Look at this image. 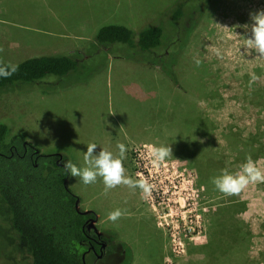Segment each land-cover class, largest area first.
I'll list each match as a JSON object with an SVG mask.
<instances>
[{
	"label": "rangeland",
	"instance_id": "374dc122",
	"mask_svg": "<svg viewBox=\"0 0 264 264\" xmlns=\"http://www.w3.org/2000/svg\"><path fill=\"white\" fill-rule=\"evenodd\" d=\"M184 1L0 0V60L16 64L33 55L70 54L80 63L67 78L0 93V123L8 125L7 141L22 135L43 154L77 167L84 166L89 143L97 144V153L114 155L118 144L126 146V175L149 180L150 198L123 185L106 192L99 178L84 185L70 175L69 188L81 210L94 211L96 227L105 221L121 230L129 264H210L201 247L220 223L216 209L233 201L244 204L237 218L252 232L248 259L264 264V183L225 196L207 177L238 171L248 156L264 169V58L248 48L250 33L242 27L251 24L250 13L264 9V0H212L204 14L208 0H188L193 23L186 30L196 25L176 55L178 84L137 62L136 54L112 55L94 39L105 25L137 33L159 24L165 32L160 57L169 56L168 40L180 46L182 38H174L168 18ZM253 75L259 79L250 86ZM150 145L171 146L172 158L153 165ZM117 208L125 214L108 220ZM10 220L0 198V264H32ZM96 262L112 264L87 255L86 264Z\"/></svg>",
	"mask_w": 264,
	"mask_h": 264
},
{
	"label": "trees",
	"instance_id": "16d2710c",
	"mask_svg": "<svg viewBox=\"0 0 264 264\" xmlns=\"http://www.w3.org/2000/svg\"><path fill=\"white\" fill-rule=\"evenodd\" d=\"M211 1L203 5V14ZM192 9L193 5L185 0L169 15L174 38H182L180 46L168 40L172 43L169 56L160 57L165 32L159 24L137 33L124 25H105L94 39L112 55L122 50L136 54L137 62L159 68L178 84L176 55L183 51L196 25L186 30V25L193 23ZM16 66L18 70L11 77L0 78V93L19 87L28 89L52 77L67 78L80 69V63L70 54L29 58ZM8 131V125L0 123V198L10 211L12 232L24 240L32 264H85L84 255L91 246L98 252L85 228L94 215L77 210L79 197L69 188L70 173L63 168L64 160L60 161V155L43 154L22 135L7 141ZM215 174L207 176L210 183ZM243 206L233 201L216 209L220 223L211 228L208 243L201 247L209 255L210 264H235L242 260L245 264L256 263L248 259L247 252L252 244V232L237 218ZM207 248L210 249L206 251Z\"/></svg>",
	"mask_w": 264,
	"mask_h": 264
},
{
	"label": "clouds",
	"instance_id": "9594fccd",
	"mask_svg": "<svg viewBox=\"0 0 264 264\" xmlns=\"http://www.w3.org/2000/svg\"><path fill=\"white\" fill-rule=\"evenodd\" d=\"M251 24L243 25L244 29L249 32L246 39L248 48L254 50L257 58H264V9L258 12L250 13ZM237 27H241L237 25ZM226 28V27H225ZM228 29V28H227ZM4 51L0 48V53ZM197 67L201 61L195 60ZM18 70V66L8 64L4 65L0 62V78L7 79ZM259 77L253 75L250 79L251 83L258 80ZM123 128V127H122ZM97 144L89 143L87 150L84 152V166L77 167L70 160L64 163V169L70 173L72 177H78L84 185H91L102 179L105 191L114 189L118 186H126L130 189H139L142 198L151 197L153 185L149 180L145 179L141 173H137L138 179H133L126 175L124 160L126 159L127 148L124 144H118L119 154L114 155L107 149H101L97 153ZM149 155L155 166L163 164L166 160L172 158L171 146H148ZM259 162L254 161L251 156L240 165L238 171L230 173L227 169L221 171V174L212 178L211 183L215 188L225 196L238 195L251 184L264 183V169L258 166ZM125 214L124 210L119 208L108 213L107 219L116 222Z\"/></svg>",
	"mask_w": 264,
	"mask_h": 264
},
{
	"label": "flooded vegetation",
	"instance_id": "af4514ba",
	"mask_svg": "<svg viewBox=\"0 0 264 264\" xmlns=\"http://www.w3.org/2000/svg\"><path fill=\"white\" fill-rule=\"evenodd\" d=\"M94 218H96L95 215L90 219ZM96 223L97 221L89 227L87 225L85 228L91 242L98 247V252L95 250L94 246H91L86 252V257L91 254L98 256L99 260L108 261V263L112 261V264H129L131 252L127 245L123 242L122 233L120 232L121 230L113 229L107 225L108 222L106 223L105 221H103L104 227L101 229L96 227ZM94 228H97L100 235L95 233ZM17 238H19V236ZM17 240H15V244L19 251L22 244ZM97 263L98 262L95 264Z\"/></svg>",
	"mask_w": 264,
	"mask_h": 264
},
{
	"label": "crops",
	"instance_id": "0c3cea01",
	"mask_svg": "<svg viewBox=\"0 0 264 264\" xmlns=\"http://www.w3.org/2000/svg\"><path fill=\"white\" fill-rule=\"evenodd\" d=\"M66 8H68V6H66ZM52 28H54L55 30H58V27H52ZM63 28V27H62ZM64 29V28H63ZM48 45H50V43H46V44H43L42 45V47H47ZM17 56H19V54L17 55ZM41 56H50V55H48V54H43V55H33V56H30L29 58H34V57H41ZM29 58H24L22 61H19V62H15L16 64H14V63H11L12 65H18V64H20L21 62H23L24 60H27V59H29ZM0 62H2L3 64H10L9 63V60H0ZM100 207V206H99ZM105 206H103V208H104ZM87 210H90L91 212H94L92 209H87ZM101 210V208L98 210V212ZM128 223H130L129 221H128Z\"/></svg>",
	"mask_w": 264,
	"mask_h": 264
},
{
	"label": "water",
	"instance_id": "95a60500",
	"mask_svg": "<svg viewBox=\"0 0 264 264\" xmlns=\"http://www.w3.org/2000/svg\"><path fill=\"white\" fill-rule=\"evenodd\" d=\"M62 159H63V157L60 156V161H61ZM76 208H77V210H78L79 212H81V213L84 214V215L89 214V213H92L91 211H80L81 209L79 208V201H77ZM96 221H97V217L94 218V219H90V220L87 222L86 226L88 225V227H89V226L93 225ZM94 231H95V233H96L97 235H100L99 232H98V230H97V228H94ZM84 261H85V264H86V255H84Z\"/></svg>",
	"mask_w": 264,
	"mask_h": 264
}]
</instances>
